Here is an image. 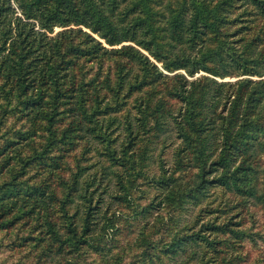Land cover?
<instances>
[{
	"label": "trees",
	"instance_id": "obj_1",
	"mask_svg": "<svg viewBox=\"0 0 264 264\" xmlns=\"http://www.w3.org/2000/svg\"><path fill=\"white\" fill-rule=\"evenodd\" d=\"M172 136L173 167L150 176ZM112 177L146 219L133 244L106 243ZM144 181L159 203L137 202ZM23 227L40 261L244 264L264 244V0H0V231Z\"/></svg>",
	"mask_w": 264,
	"mask_h": 264
},
{
	"label": "rangeland",
	"instance_id": "obj_2",
	"mask_svg": "<svg viewBox=\"0 0 264 264\" xmlns=\"http://www.w3.org/2000/svg\"><path fill=\"white\" fill-rule=\"evenodd\" d=\"M94 72V69H90ZM11 120L10 122H12ZM20 126V123L19 125ZM110 131V130H109ZM112 133H109L110 138L114 139L113 142L117 146L118 149H120V144L126 140V131L123 128V126L118 127L116 129H112ZM179 141H177L173 136L172 137H166L164 143H157L153 145V151L150 152V158L148 161V171L150 173V176H159L161 173V168L163 166L165 168L171 169L174 165V151L175 148L178 146ZM105 157L96 155L92 161L89 162V164H96L95 166L91 167L89 169V172H95L98 168H100L102 161ZM120 172H125L123 169L119 168ZM117 180L115 177H112V180L110 181V187L108 193H105L102 195L101 200V213H104L107 217L112 218V222L116 225V230L109 231L106 240H110L106 242L107 244H110V246L115 247L118 244L120 246H125L128 243L134 242V234H131L129 232V224L130 223H144L145 218L139 216L138 220L135 222L134 218L131 217L133 215L132 210L129 209V205L127 202H124L122 200H119L112 196H119V186L116 185ZM135 196L137 198V202L141 206H145L149 201L154 199L156 195H158L157 198L154 199V202L157 204L161 199H163L162 191L161 189L154 183H150L148 181H144L142 185L134 189ZM148 196V197H147ZM141 206H139V210L141 209ZM188 209L180 210L177 213L176 217L179 218V224H184L188 220L194 217L196 212L198 211V207L194 205H188ZM165 208L164 206H158L157 210H152L151 217L149 219L147 218L148 222L153 223L156 219V216L159 215V212ZM159 209V210H158ZM258 216H261V210L258 208ZM164 211V210H163ZM165 212V211H164ZM234 214V213H233ZM173 214H169V211L165 213L164 220L168 221L170 219V216ZM260 218V217H259ZM241 220V215H237L236 218H234V222H239ZM263 220V218H262ZM110 221V222H111ZM106 222V220H105ZM104 221H102V218L100 217L98 221V225H96V234H99L101 232V228H103L106 224ZM122 233H120V231ZM258 230V229H256ZM137 233V231H136ZM28 235V232L26 231V228L22 229H13L12 231H0V264H84L89 263L92 260H94V263L99 262L98 252H94L92 249L90 250L88 255V260L85 262L71 260L68 258V262L63 258H56L55 260H39L38 253L39 250L36 249H30L26 246H19V244L23 241V238ZM116 238V239H115ZM115 239L114 243L113 240ZM245 250L249 252V257L246 259L247 261L244 262V264H264V244L261 240L259 242V245H254L252 242L245 243ZM138 249L128 251L125 255L124 264H136L135 256ZM117 252L115 249H113L112 253Z\"/></svg>",
	"mask_w": 264,
	"mask_h": 264
}]
</instances>
